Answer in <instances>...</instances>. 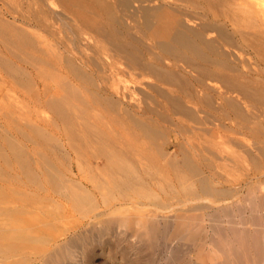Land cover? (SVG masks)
I'll list each match as a JSON object with an SVG mask.
<instances>
[{"label":"bare ground","instance_id":"obj_1","mask_svg":"<svg viewBox=\"0 0 264 264\" xmlns=\"http://www.w3.org/2000/svg\"><path fill=\"white\" fill-rule=\"evenodd\" d=\"M93 1V18L81 0L63 2L54 29L26 12L14 18L42 28L70 56L93 32L92 53L110 56L103 68L112 73L93 102L127 117L83 110L77 118L55 99L58 136L28 140L40 148L0 150V264H93L94 246L117 230L124 264H264V191L255 202L250 186L264 182V10L254 0H121L140 13L152 47L131 34L126 14ZM0 33L44 61L51 56L47 43L42 53L1 20ZM75 58L71 72L94 85ZM138 84L152 105L138 103L129 115L125 95ZM95 221L93 236L86 226Z\"/></svg>","mask_w":264,"mask_h":264},{"label":"rangeland","instance_id":"obj_2","mask_svg":"<svg viewBox=\"0 0 264 264\" xmlns=\"http://www.w3.org/2000/svg\"><path fill=\"white\" fill-rule=\"evenodd\" d=\"M65 1L68 0H0V20L5 24H9L25 31L28 36L34 39L37 44V49L42 53L43 45L47 43L51 55L48 60L46 59V61H44V57H40L39 51L34 52L21 48L13 44L11 41L6 40L4 34L0 33V150L4 152H11L15 146H18L21 150L40 148L34 147L31 143H28V140L39 139L42 138L43 135L49 137L59 135V130L63 123L62 120L58 118L56 110L51 105V101L55 99H61L62 102H64V105L77 118H79L80 112H83V110L87 112L88 118L108 119L111 117H127L123 111L120 113L112 112L106 104H94L93 102L95 95L97 94L95 91L97 90V86L102 85L103 79L112 76L110 70L103 68L107 67V64L110 62V56H107L106 54L96 56L92 53L95 40L91 37V35L95 36L93 32L86 30L88 34L91 33L90 36L86 33L80 35V40L76 45V51L70 56V52H67L64 47L56 43L42 28L36 27L34 24L20 22L14 18L21 12H26L29 15H35L42 18L52 29H54L56 26H61L62 24L56 16L62 13V4ZM81 1L83 3V13L87 18H93V10L95 7L94 1ZM104 1L114 5L115 10H117L119 14H126L124 20L127 23L131 34L138 37L141 36V39L143 37L145 45L153 47L152 40H146L150 39L149 36L146 35L147 33H144V30L141 31L143 18L140 13H134L132 10L133 8L124 9L120 3L121 0ZM139 3L145 6L153 5V2L148 4L149 2L147 1L132 0L133 6L140 5ZM254 7L259 10H264V0H254ZM101 16L104 15L102 14ZM62 17L63 20L69 21L71 25L77 24L64 14ZM189 23L194 25V22L192 21ZM63 28L65 29L64 26ZM65 31L67 32L65 35L68 36L69 32L67 29H65L64 32ZM6 33H8V31H5V34ZM250 54L251 53H247L244 54V56L251 65L253 64L252 66L254 68H257V65H255L256 63ZM73 56L76 57V64L81 70L92 75L95 80L94 85L90 84L87 80L76 77L75 74L71 72L67 62L68 58ZM120 67L123 68L124 65ZM126 78L128 77L124 76L121 79L125 80ZM139 78L143 80V83H148L152 80L148 76H140ZM143 86L144 84H138L135 88L130 87L126 92V108L129 115L131 114L132 109H134V106L138 103L152 105V102L150 101L151 99H145L143 97ZM69 87L74 89V92L79 95L80 98L78 101L73 99L72 94L68 91ZM250 186H254L256 189L255 196L259 201L256 197L254 198L252 196L256 200L255 202H260L262 200V195H258V193L260 190L264 191V182L258 184V181L253 179ZM238 188L242 189V192L240 191L239 193L241 195L245 189L240 188V186H238ZM96 221L92 225L87 224L86 226V230L90 232V235L95 232L96 236V234H98L97 232H99L98 230L100 229L99 226L101 227V223ZM93 226L95 228H93ZM95 229L97 232L94 231ZM91 230H93V232H91ZM112 233L115 234L108 233L104 234L105 237L104 235L103 237L101 236L102 239L100 240H104L103 242H105L102 247L97 243V245L95 244L93 264L96 262V264H124V259L120 252V246L123 247L126 242H121L119 247H117L116 244L118 240L115 238V235L116 233H119V230H117V232L112 231ZM39 262L40 259L39 261L38 259H35V264H40Z\"/></svg>","mask_w":264,"mask_h":264}]
</instances>
